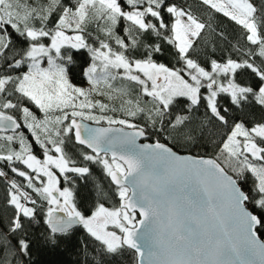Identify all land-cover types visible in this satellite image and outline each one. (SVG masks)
I'll return each mask as SVG.
<instances>
[{
	"label": "snow or ice",
	"instance_id": "6c2138e0",
	"mask_svg": "<svg viewBox=\"0 0 264 264\" xmlns=\"http://www.w3.org/2000/svg\"><path fill=\"white\" fill-rule=\"evenodd\" d=\"M262 235L264 0H0V264H264Z\"/></svg>",
	"mask_w": 264,
	"mask_h": 264
},
{
	"label": "trees",
	"instance_id": "16d2710c",
	"mask_svg": "<svg viewBox=\"0 0 264 264\" xmlns=\"http://www.w3.org/2000/svg\"><path fill=\"white\" fill-rule=\"evenodd\" d=\"M222 20L223 26L226 28L227 31L231 32L233 29V25L228 23V21L224 18H220ZM76 83H82V80H76ZM156 137H149L148 141L149 142H154ZM163 142V141H162ZM180 154H204L203 149H195L194 151H189L187 149L181 150ZM94 176L93 180L96 181H102L103 183L107 184V178L101 176V173L98 168L94 167L93 168ZM91 182L88 185V189H84V191L89 193L88 199L89 201L91 200ZM118 198H113V201L117 200ZM264 239V235L261 237ZM34 259L37 261V264H76V262L80 259L75 253L72 251L70 248L67 252H61V251H56V252H49L47 250H41L37 252L34 256ZM124 264H129V260L125 259Z\"/></svg>",
	"mask_w": 264,
	"mask_h": 264
},
{
	"label": "water",
	"instance_id": "95a60500",
	"mask_svg": "<svg viewBox=\"0 0 264 264\" xmlns=\"http://www.w3.org/2000/svg\"><path fill=\"white\" fill-rule=\"evenodd\" d=\"M138 143H151V142H149L148 141V139H140V140H138ZM182 155H187V154H182Z\"/></svg>",
	"mask_w": 264,
	"mask_h": 264
}]
</instances>
